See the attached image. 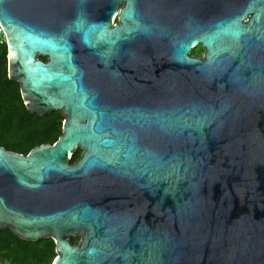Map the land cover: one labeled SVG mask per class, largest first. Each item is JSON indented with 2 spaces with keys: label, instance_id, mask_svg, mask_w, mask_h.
<instances>
[{
  "label": "water",
  "instance_id": "obj_1",
  "mask_svg": "<svg viewBox=\"0 0 264 264\" xmlns=\"http://www.w3.org/2000/svg\"><path fill=\"white\" fill-rule=\"evenodd\" d=\"M171 1L0 0L9 79L65 116L0 146V229L53 264H264V0H186L180 30Z\"/></svg>",
  "mask_w": 264,
  "mask_h": 264
},
{
  "label": "trees",
  "instance_id": "obj_2",
  "mask_svg": "<svg viewBox=\"0 0 264 264\" xmlns=\"http://www.w3.org/2000/svg\"><path fill=\"white\" fill-rule=\"evenodd\" d=\"M62 112L41 116L28 111L20 84L8 76V46L0 37V146L28 155L42 144H54L63 134ZM38 243L0 235V260L13 258L16 264H53L56 245L52 239ZM42 244V245H41Z\"/></svg>",
  "mask_w": 264,
  "mask_h": 264
},
{
  "label": "flooded vegetation",
  "instance_id": "obj_3",
  "mask_svg": "<svg viewBox=\"0 0 264 264\" xmlns=\"http://www.w3.org/2000/svg\"><path fill=\"white\" fill-rule=\"evenodd\" d=\"M123 7L124 4H121L119 10H121ZM187 10H188V4L186 3V0H172L167 10L166 20L169 22L171 20L170 15H173L175 17V20L173 19L174 25L175 27H177L178 30H180V18L183 14L187 12ZM117 22L119 23L118 19ZM205 53L206 50L202 45L195 44L191 49V51L189 52V56L192 58L204 59ZM83 154H84V149L82 147H78L75 153L70 156V164H76L77 162H79L82 159ZM78 237L80 238L79 241L76 239L73 240L70 239L74 245L80 243L81 237L80 236Z\"/></svg>",
  "mask_w": 264,
  "mask_h": 264
},
{
  "label": "rangeland",
  "instance_id": "obj_4",
  "mask_svg": "<svg viewBox=\"0 0 264 264\" xmlns=\"http://www.w3.org/2000/svg\"><path fill=\"white\" fill-rule=\"evenodd\" d=\"M117 22V20H116ZM64 120H65V116H64ZM63 120V122H64ZM0 235L4 236L5 238H8V239H12L13 235H15L11 230L9 229H0ZM71 239H76V240H80V238L77 236H73L71 237ZM39 241H42V240H39ZM39 241H36V242H33V241H27V242H30V243H38ZM42 245V244H41ZM0 264H16V260H14L13 258H10V259H6V260H0Z\"/></svg>",
  "mask_w": 264,
  "mask_h": 264
},
{
  "label": "built area",
  "instance_id": "obj_5",
  "mask_svg": "<svg viewBox=\"0 0 264 264\" xmlns=\"http://www.w3.org/2000/svg\"><path fill=\"white\" fill-rule=\"evenodd\" d=\"M0 37H2L4 40H6L4 31H3L2 27H1V25H0Z\"/></svg>",
  "mask_w": 264,
  "mask_h": 264
}]
</instances>
